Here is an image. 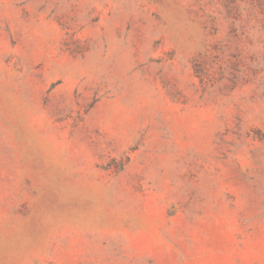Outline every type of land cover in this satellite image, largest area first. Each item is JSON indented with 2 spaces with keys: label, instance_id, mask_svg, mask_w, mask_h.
I'll use <instances>...</instances> for the list:
<instances>
[{
  "label": "rangeland",
  "instance_id": "obj_1",
  "mask_svg": "<svg viewBox=\"0 0 264 264\" xmlns=\"http://www.w3.org/2000/svg\"><path fill=\"white\" fill-rule=\"evenodd\" d=\"M0 264H264V0H0Z\"/></svg>",
  "mask_w": 264,
  "mask_h": 264
}]
</instances>
